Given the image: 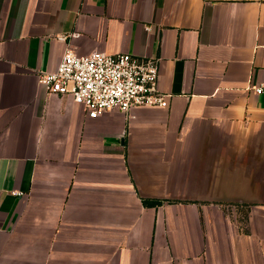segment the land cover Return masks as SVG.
<instances>
[{
  "label": "crops",
  "instance_id": "obj_1",
  "mask_svg": "<svg viewBox=\"0 0 264 264\" xmlns=\"http://www.w3.org/2000/svg\"><path fill=\"white\" fill-rule=\"evenodd\" d=\"M68 48L169 106L89 117L39 79ZM260 84L264 0H0V264H264Z\"/></svg>",
  "mask_w": 264,
  "mask_h": 264
},
{
  "label": "built area",
  "instance_id": "obj_2",
  "mask_svg": "<svg viewBox=\"0 0 264 264\" xmlns=\"http://www.w3.org/2000/svg\"><path fill=\"white\" fill-rule=\"evenodd\" d=\"M39 79L49 92L71 95L91 118L114 109L130 114L138 107L169 106L170 95L159 87L158 65L128 52L80 55L68 48L57 69L40 72ZM254 90L262 93L264 84Z\"/></svg>",
  "mask_w": 264,
  "mask_h": 264
},
{
  "label": "trees",
  "instance_id": "obj_3",
  "mask_svg": "<svg viewBox=\"0 0 264 264\" xmlns=\"http://www.w3.org/2000/svg\"><path fill=\"white\" fill-rule=\"evenodd\" d=\"M159 203H160V202H156V203H154V204L156 205V204H159Z\"/></svg>",
  "mask_w": 264,
  "mask_h": 264
}]
</instances>
